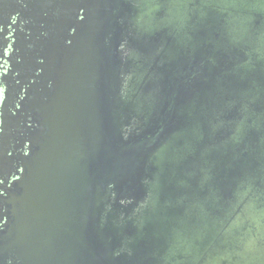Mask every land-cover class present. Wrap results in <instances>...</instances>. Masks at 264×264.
<instances>
[{
	"label": "water",
	"instance_id": "obj_1",
	"mask_svg": "<svg viewBox=\"0 0 264 264\" xmlns=\"http://www.w3.org/2000/svg\"><path fill=\"white\" fill-rule=\"evenodd\" d=\"M58 1L0 0V264H264V0Z\"/></svg>",
	"mask_w": 264,
	"mask_h": 264
},
{
	"label": "flooded vegetation",
	"instance_id": "obj_2",
	"mask_svg": "<svg viewBox=\"0 0 264 264\" xmlns=\"http://www.w3.org/2000/svg\"><path fill=\"white\" fill-rule=\"evenodd\" d=\"M57 3H59V6L55 12V19L53 21L58 24L56 33L63 36L71 29V25L68 23L71 19L72 12L70 11V6L66 5L65 0H59Z\"/></svg>",
	"mask_w": 264,
	"mask_h": 264
}]
</instances>
